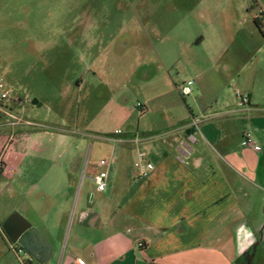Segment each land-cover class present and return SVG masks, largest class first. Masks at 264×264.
Listing matches in <instances>:
<instances>
[{
    "label": "crops",
    "instance_id": "1",
    "mask_svg": "<svg viewBox=\"0 0 264 264\" xmlns=\"http://www.w3.org/2000/svg\"><path fill=\"white\" fill-rule=\"evenodd\" d=\"M263 3L189 0L196 29L189 49L199 56L188 65L199 78L194 99L203 96L201 83H213L217 93L164 138L153 137L152 127L128 126L123 142L105 140L104 191L97 173L86 186L82 174H67L74 155L65 132L33 128L0 103V264H22L3 229L15 213L54 245L50 261L32 264H264V106L255 87L236 91L249 105L228 101L225 85L241 78L231 75L242 53L234 18L256 21ZM193 132V154L181 162L179 143ZM139 154L155 165L144 178L135 166Z\"/></svg>",
    "mask_w": 264,
    "mask_h": 264
},
{
    "label": "rangeland",
    "instance_id": "2",
    "mask_svg": "<svg viewBox=\"0 0 264 264\" xmlns=\"http://www.w3.org/2000/svg\"><path fill=\"white\" fill-rule=\"evenodd\" d=\"M188 5L189 0H0V99L6 94L0 103L33 128L65 132L68 154L74 155L67 174H82L86 186L101 171L96 163L108 157L111 143L105 140L118 130L152 127L153 137L164 138L173 123H184L213 101L217 89L211 82L201 83L203 96L196 100L197 90L188 96L178 90L189 79L195 90L199 79L188 66L199 60L189 49L196 29ZM258 14L257 21L234 18V44L242 53L231 75L241 78L237 84L227 78L225 85L228 101L238 100L242 86L255 87L264 106V15ZM138 103L146 105L144 113Z\"/></svg>",
    "mask_w": 264,
    "mask_h": 264
},
{
    "label": "built area",
    "instance_id": "3",
    "mask_svg": "<svg viewBox=\"0 0 264 264\" xmlns=\"http://www.w3.org/2000/svg\"><path fill=\"white\" fill-rule=\"evenodd\" d=\"M193 85L194 81L192 79H189L185 81L180 87H179V92L182 96H188L193 92ZM0 87H3L2 84H0ZM237 95L240 99L241 105H249L250 100L248 96H245L241 94L240 92H237ZM6 94H2V98H5ZM0 99V100H1ZM140 109L141 112H144L146 110V106L142 103H138L137 105ZM18 120L23 121L21 118H18ZM28 124H30V121H26ZM192 127L194 129L199 128V121L196 119L192 120ZM113 142L116 143H121L125 140V137L123 135V132L121 130H118L112 138H109ZM196 141V135L195 133H190L188 134L187 138L184 140H181L179 143V155H178V160L181 162H188L189 159L191 158L193 154V147L192 144ZM135 142H139V138L135 139ZM247 144H251L250 139L247 138ZM256 149H258L257 146H254ZM98 165L100 167H105V169L101 170L97 174L93 176V180L96 183L97 189L100 191H104L108 187V177H109V171L108 167L110 165V161L108 159H101L98 162ZM135 166L139 171V176L144 178L147 177L152 170H154L155 165L148 161L145 157L144 154H139L138 159L135 162ZM10 246L16 251L18 257L20 258L22 264H32L34 261V257L30 255L26 249H24L20 244L10 242ZM79 264H85L83 260L78 261Z\"/></svg>",
    "mask_w": 264,
    "mask_h": 264
},
{
    "label": "water",
    "instance_id": "4",
    "mask_svg": "<svg viewBox=\"0 0 264 264\" xmlns=\"http://www.w3.org/2000/svg\"><path fill=\"white\" fill-rule=\"evenodd\" d=\"M33 103L38 104L36 99ZM3 229L12 242L20 244L39 262L46 263L51 260L54 245L20 214H12L4 222Z\"/></svg>",
    "mask_w": 264,
    "mask_h": 264
},
{
    "label": "trees",
    "instance_id": "5",
    "mask_svg": "<svg viewBox=\"0 0 264 264\" xmlns=\"http://www.w3.org/2000/svg\"><path fill=\"white\" fill-rule=\"evenodd\" d=\"M257 21V20H256Z\"/></svg>",
    "mask_w": 264,
    "mask_h": 264
}]
</instances>
